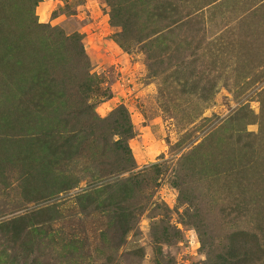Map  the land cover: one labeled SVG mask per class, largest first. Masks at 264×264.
Instances as JSON below:
<instances>
[{
    "label": "rangeland",
    "instance_id": "obj_1",
    "mask_svg": "<svg viewBox=\"0 0 264 264\" xmlns=\"http://www.w3.org/2000/svg\"><path fill=\"white\" fill-rule=\"evenodd\" d=\"M264 264V0H0V264Z\"/></svg>",
    "mask_w": 264,
    "mask_h": 264
},
{
    "label": "trees",
    "instance_id": "obj_2",
    "mask_svg": "<svg viewBox=\"0 0 264 264\" xmlns=\"http://www.w3.org/2000/svg\"><path fill=\"white\" fill-rule=\"evenodd\" d=\"M52 260L49 259L48 264H67V263H59V262H54V263H50Z\"/></svg>",
    "mask_w": 264,
    "mask_h": 264
}]
</instances>
